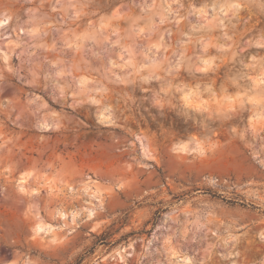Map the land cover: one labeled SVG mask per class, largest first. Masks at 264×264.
I'll return each mask as SVG.
<instances>
[{
  "label": "clouds",
  "instance_id": "clouds-1",
  "mask_svg": "<svg viewBox=\"0 0 264 264\" xmlns=\"http://www.w3.org/2000/svg\"><path fill=\"white\" fill-rule=\"evenodd\" d=\"M0 264H264V0H0Z\"/></svg>",
  "mask_w": 264,
  "mask_h": 264
}]
</instances>
